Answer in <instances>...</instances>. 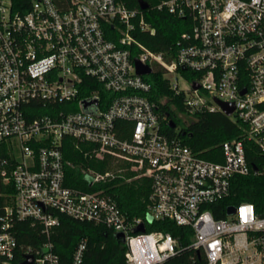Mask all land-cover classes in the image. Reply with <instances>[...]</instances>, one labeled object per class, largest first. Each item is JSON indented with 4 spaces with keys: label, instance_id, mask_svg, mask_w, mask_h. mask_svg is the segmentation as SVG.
Here are the masks:
<instances>
[{
    "label": "built area",
    "instance_id": "built-area-1",
    "mask_svg": "<svg viewBox=\"0 0 264 264\" xmlns=\"http://www.w3.org/2000/svg\"><path fill=\"white\" fill-rule=\"evenodd\" d=\"M148 9L123 0H27L18 11L0 0V264L28 256L30 264H64L50 240L60 215L122 234L124 264H264V212L229 201L237 178L264 180V0H160L154 9L191 22L173 55L137 39L153 32ZM135 60L151 72L138 74ZM159 68L190 121L224 115L219 103L233 106L226 117L241 134L220 144V160L165 133L166 116L147 97V77ZM95 84L100 90L90 91ZM67 138L115 169L65 161ZM67 168L90 188L66 186ZM126 169L149 180L144 219L127 217L101 186L125 179ZM26 221L33 246L18 239ZM154 221L182 230L146 231ZM84 250L82 239L70 264H81Z\"/></svg>",
    "mask_w": 264,
    "mask_h": 264
},
{
    "label": "trees",
    "instance_id": "trees-1",
    "mask_svg": "<svg viewBox=\"0 0 264 264\" xmlns=\"http://www.w3.org/2000/svg\"><path fill=\"white\" fill-rule=\"evenodd\" d=\"M15 10L22 11L27 0H10ZM129 8L137 7L139 1L148 4L149 9L143 12L145 22L153 29V32L137 34V39L147 48L159 53L174 54L175 43L179 36L190 29L191 22L188 17H176L164 10H156L160 0H123ZM191 79L192 74L183 72ZM151 84L147 97L155 102L158 110L166 116L167 121L175 124L170 128L164 121L165 133L170 137L178 138L194 153L206 160H220V144L226 140L237 138L241 134V128L235 122L220 112H201L194 116L187 126L179 131L178 113L183 111L182 97L175 96L169 89L167 81L159 68L147 77ZM100 90L98 85H93L90 91ZM107 96L111 94L105 93ZM62 154L64 160L72 163H80L84 167H91L101 173L113 171L116 166L105 158L96 161L85 157L87 145L72 139L63 141ZM257 163V162H256ZM119 168L125 167L118 165ZM133 173L128 169L124 172V178H112L104 183L102 188L116 201L120 210L127 217H141L144 219L146 199L149 193V180L146 178L133 179ZM130 179L129 181H126ZM65 185L71 188L88 189L89 180L78 170L67 168L65 170ZM231 203L249 202L254 204L259 212H264V180L261 177L249 175L239 177L232 185ZM59 225L54 229L50 240L54 245V251L59 255L64 264H70L74 248L82 239L85 240L81 264H124V245L114 234L100 225L74 220L65 215L59 216ZM29 221L21 223L18 230V239L23 246L35 244L34 230ZM146 231L161 230L177 236L182 228L176 227L168 221H154L145 225Z\"/></svg>",
    "mask_w": 264,
    "mask_h": 264
},
{
    "label": "water",
    "instance_id": "water-1",
    "mask_svg": "<svg viewBox=\"0 0 264 264\" xmlns=\"http://www.w3.org/2000/svg\"><path fill=\"white\" fill-rule=\"evenodd\" d=\"M138 5H139V8L141 10H145L148 8V4L143 2V1H139L138 2ZM136 62V72L138 74H149L151 71H150V68L147 67V66H142L140 65L137 60H135ZM194 88H197V85L194 84L193 85ZM219 106L222 110V112L224 113L225 116H229L232 111H233V106L232 105H229V104H223V103H219ZM168 126L170 128H174L175 127V124L172 122V121H168ZM232 211V209H229L228 212ZM146 221L147 222H151V217L149 215L146 216ZM144 227H143V224L139 225L137 228H135L133 231L136 232V231H143ZM117 238H120L122 237V234H117L116 235ZM32 261L31 257L28 256L21 264H30Z\"/></svg>",
    "mask_w": 264,
    "mask_h": 264
},
{
    "label": "rangeland",
    "instance_id": "rangeland-1",
    "mask_svg": "<svg viewBox=\"0 0 264 264\" xmlns=\"http://www.w3.org/2000/svg\"><path fill=\"white\" fill-rule=\"evenodd\" d=\"M178 119H179V124L176 127L177 131H179L181 128H184L185 126H187L188 123L190 122V119L188 117H186L185 115L179 114V113H178ZM127 181H129V180H127Z\"/></svg>",
    "mask_w": 264,
    "mask_h": 264
}]
</instances>
